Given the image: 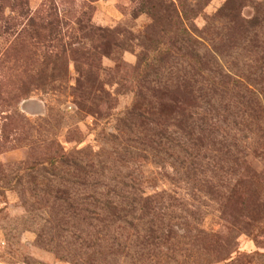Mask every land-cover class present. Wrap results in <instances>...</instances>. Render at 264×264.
I'll return each mask as SVG.
<instances>
[{
  "label": "rangeland",
  "instance_id": "obj_1",
  "mask_svg": "<svg viewBox=\"0 0 264 264\" xmlns=\"http://www.w3.org/2000/svg\"><path fill=\"white\" fill-rule=\"evenodd\" d=\"M226 1L209 0L204 7L206 0H201L196 26L207 28ZM145 2L28 0L34 17L52 14L63 20L56 29L59 42L54 35L50 42L30 38L34 30L24 22L6 32L0 24V264H264V88L250 86L256 97L247 103L237 96H223L217 139L225 157H219L218 169L212 168L216 162L204 168L206 180L214 177L224 187L222 192L237 191L241 203L228 206L214 195H196L190 188L170 185L152 166L151 150L141 146L144 134L152 135L150 121L157 119L161 106L138 80L133 82V70L139 55L148 54V39L164 44L172 39L165 34L168 21L159 5L167 0ZM149 5L158 10L150 12ZM247 6L244 17H253L254 10ZM82 15L90 20L91 33L80 34L73 26ZM94 29L103 30V37L98 38ZM42 31L41 35L49 34ZM238 45L220 62L226 72L244 79L251 73L247 61L252 53L247 42L240 40ZM125 119H131L128 125ZM126 140L137 148L136 159L123 163L119 156ZM81 153L110 175L125 167L132 173L146 171L148 189H166L184 197L198 222L185 215L160 218L178 244L166 246L148 260L123 251L131 236L126 231H114L118 236L110 232L119 237L118 249L87 250L79 240L83 227L76 219L75 203L70 202V208L64 204L81 194L76 185L64 183L68 178L61 174L65 167L59 163L68 159L73 167L74 162L86 161ZM187 194L194 195V201ZM192 221L199 223V239L186 227ZM96 232H86L90 243L97 241ZM103 239H109V233ZM207 241L216 244V253ZM87 254L92 263L85 261Z\"/></svg>",
  "mask_w": 264,
  "mask_h": 264
},
{
  "label": "trees",
  "instance_id": "obj_2",
  "mask_svg": "<svg viewBox=\"0 0 264 264\" xmlns=\"http://www.w3.org/2000/svg\"><path fill=\"white\" fill-rule=\"evenodd\" d=\"M199 1L167 0L159 4L168 21L169 30L165 34L169 33L172 39L168 44L148 39V54L139 55L138 65L133 70V82L138 80L140 87L155 99L158 107L161 106L157 119L150 121L154 127L153 133L149 136L144 130L146 133L141 146L151 150L154 158L152 166L163 173L171 182L170 185L175 188L177 185L190 188L196 195H214L229 206L239 202L237 191L226 189L228 193L222 192L224 187L216 184L214 177L211 181L205 179L204 168L211 162H216L212 168L218 169L219 157H225L220 155L218 146L221 143L217 139V113L223 96H237L247 103L252 96L256 97L250 86H256L259 90L264 88V80H261L264 71V0H227L207 28L201 30L195 23L203 10L201 0ZM145 3H149L148 0ZM207 4L209 0H206L204 7ZM247 4L255 12L253 17L246 18L243 15ZM148 9L153 13L158 10L151 5ZM50 15L47 18L34 17L28 0H0V24L4 31L11 25L24 22L34 30L29 37L38 42H50L49 36L54 35L55 38L59 34L56 29L64 23L59 15L56 18ZM72 24L80 34L85 31L91 33L93 30L85 15L75 18ZM42 30L49 31V34L41 35ZM94 31L98 38L103 37V30ZM54 38L53 40L61 41L59 36L58 40ZM240 40L242 43L247 42L252 53L247 61L250 63L247 68H251V73L244 79L226 72L220 62L223 60L222 55L233 52L239 46ZM168 63L170 66L166 68ZM130 120L125 119L124 124L128 125ZM126 129L130 130L129 127ZM124 143L126 147L119 156L120 160L123 163L135 160L137 148L129 140ZM209 153L214 156H209ZM84 158L86 161L74 162L73 167L68 165V159L59 163L65 167L60 170L61 174L68 178L64 183L76 185L81 194L74 201H65L64 204L70 208L75 203L76 219L83 227L80 231L83 239L79 237V240L87 250L93 247L106 251L118 249L119 237H116L118 234L114 231H126L131 236L123 243V251L127 250L129 254L148 260L166 246L178 244L177 236H169L171 232L168 231V225L163 224L160 218L178 216L177 218L182 219V215H185L198 222L196 212L187 208L191 205L184 197L178 198L180 196L173 191L153 189V186L148 189L146 184L149 180H144L146 171L138 169L140 171L132 173L125 167L122 169L124 172L110 175L98 162L95 165L88 160V156ZM231 163L234 167H239L235 161ZM167 170L171 171L170 175ZM93 179L96 182L90 183ZM186 196L194 201V195ZM197 222L192 221L186 227L188 232L192 231L194 237L199 239L201 232ZM88 230H97L96 242L90 243L93 241L88 238ZM111 231L116 236L111 235ZM106 233H109V239L104 241ZM210 238L218 240L217 236L210 235ZM207 244L214 247L212 253H216V244L209 241ZM128 253L126 255L133 260ZM85 261L92 263L91 255L87 254Z\"/></svg>",
  "mask_w": 264,
  "mask_h": 264
}]
</instances>
